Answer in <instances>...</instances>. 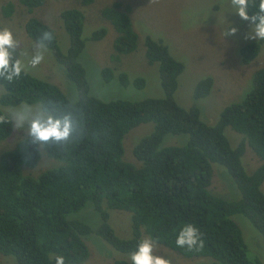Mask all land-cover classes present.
Here are the masks:
<instances>
[{"label":"trees","instance_id":"trees-1","mask_svg":"<svg viewBox=\"0 0 264 264\" xmlns=\"http://www.w3.org/2000/svg\"><path fill=\"white\" fill-rule=\"evenodd\" d=\"M17 1L29 11L44 2ZM92 2L78 0L76 7L60 12L68 37L65 51L48 24L37 17H30L25 23L27 34L35 42L43 31L53 32L54 38L47 47L75 83L76 100H69L57 85L26 71L12 82L0 79V105L38 103L58 113L72 112L79 125V131L66 143L38 146L30 144L25 136L14 148L0 154V254L13 256L17 264H56L58 255L64 256L65 264H82L90 254L83 236L94 233L129 256L146 235L184 258L209 257L211 264H263L255 254L248 255L242 230L232 216L243 215L264 239V67L254 71L252 87L243 98L226 105L217 121L207 124L197 106L184 107L175 101L177 77L184 63L172 56L167 45L146 36L144 56L149 65L157 64L162 96L104 101L90 93L86 70L78 60L85 46L84 14L79 7ZM257 6L258 0H249L250 16ZM12 11L11 2L2 7L5 16ZM129 13V5L120 1L100 10V17L116 32L111 55L115 61L137 47L138 35ZM105 34L106 29L101 27L88 39L96 41ZM261 42L252 41L241 47L243 63L258 54ZM114 71L111 66L102 67V82H110ZM117 78L123 86L145 85L143 77L130 80L124 71L118 72ZM212 85L210 76L199 80L193 97L207 96ZM147 122H153L152 132L131 151L139 165L123 160L125 134ZM226 127L242 135L235 146L225 134ZM12 129V123L0 124V141ZM168 133L186 134L187 140L182 145L161 147ZM246 147L260 162L250 172L242 164ZM41 150L61 164L53 168L50 165L37 176L26 173L25 169H30L26 167L38 163ZM213 163L222 165L230 174L240 193L238 199L225 200L208 190ZM88 203L100 217V224L94 229L68 218ZM111 209L130 213V237L114 233L108 222ZM188 223L199 228L204 240L202 250L176 246L179 231ZM114 264L132 261L127 257Z\"/></svg>","mask_w":264,"mask_h":264},{"label":"rangeland","instance_id":"rangeland-1","mask_svg":"<svg viewBox=\"0 0 264 264\" xmlns=\"http://www.w3.org/2000/svg\"><path fill=\"white\" fill-rule=\"evenodd\" d=\"M113 1L129 5L132 25L138 35L136 49L121 55L117 61L111 59L112 42L116 32L107 20L100 17V10ZM8 2L13 4V11L9 16H5L2 7ZM76 3L78 0H44L43 4L29 11L17 0H0V28H10L20 42V47L15 50L14 55L22 60L25 71L57 85L71 101L77 99L76 85L68 79L65 68L55 59L50 48H46L40 64L31 66V57L36 51L37 42L27 34L25 23L28 18L37 17L48 24L54 29L60 48L65 51L68 37L62 26L60 12L65 8L76 7ZM79 8L84 14L82 37L85 39V46L78 60L86 70L90 93L104 101L141 100L162 96L157 64L149 65L144 56L146 36L167 45L172 56L184 63V69L177 77L175 101L184 107L197 106L201 119L207 124H214L226 105L243 98L252 87L254 71L264 67V40L258 54L249 63L242 62L241 47L259 40L245 39L250 31V21L241 19L235 13L231 0H93L92 3ZM230 24L237 27L238 31L235 35L225 37V31ZM101 27L106 29L102 39L96 41L88 39L93 31ZM21 52L23 55H20ZM106 65L113 67L115 71L114 78L105 83L102 82L100 70ZM120 71L126 72L130 80L138 76L143 77L145 85L142 88H136L132 83L127 86L121 85L117 78ZM207 76L213 80L210 93L195 99L193 91L196 83ZM2 92L3 87L0 85V94ZM21 104L0 105V109L6 113ZM153 128V122L141 123L125 134L122 141L123 160H133V163L139 165L131 155L132 148L143 136L151 133ZM224 131L232 146L241 139L242 135L230 127H226ZM26 133V126L16 132L13 124L11 134L0 141V154L14 148L21 138L27 136ZM186 140V134L168 133L164 135L160 146L182 145ZM259 163L251 149L246 147L242 156L245 170L250 172ZM60 164L59 160L46 156L41 150L38 163L34 167H26L30 169H25V172L37 176L48 166L51 165L50 168H53ZM261 189L264 192V181ZM208 190L225 200H236L240 196L232 177L218 163L212 164V178ZM108 213V222L114 233L118 237H130V213L112 209ZM68 218L82 221L93 229L100 224L98 212L93 210L89 203ZM232 218L242 230L248 255L255 254L264 264V239L243 215L235 214ZM144 237L147 238L146 235ZM83 239L90 254L82 264H114L115 260L130 257L128 254L118 252L94 233L83 236ZM154 244V253L170 259L172 264H211L209 257L184 258L168 247ZM0 264L17 263L13 256L0 254Z\"/></svg>","mask_w":264,"mask_h":264},{"label":"clouds","instance_id":"clouds-1","mask_svg":"<svg viewBox=\"0 0 264 264\" xmlns=\"http://www.w3.org/2000/svg\"><path fill=\"white\" fill-rule=\"evenodd\" d=\"M235 13L243 20L250 21V31L245 39L264 40V0H258L257 11L249 15V0H231ZM237 27L225 31V37L235 35ZM54 38L52 31H43L37 44L36 51L31 57V66L35 67L44 59L47 43ZM20 47V42L14 37L10 28H0V79L12 82L25 72V65L14 53ZM20 55H23L21 52ZM12 123L15 131L27 128V138L30 144L47 145L50 143L63 144L74 137L79 131V125L72 112L58 113L55 109L42 106L21 104L9 112L0 114V124ZM198 227L188 223L178 233L176 246L189 250H202L204 240ZM155 244L151 238H141L137 250L130 254L132 264H172V261L154 253ZM56 264H65L62 255L56 256Z\"/></svg>","mask_w":264,"mask_h":264}]
</instances>
